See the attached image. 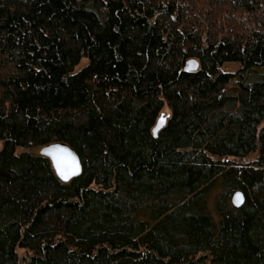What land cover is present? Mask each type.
<instances>
[{
	"label": "trees",
	"instance_id": "1",
	"mask_svg": "<svg viewBox=\"0 0 264 264\" xmlns=\"http://www.w3.org/2000/svg\"><path fill=\"white\" fill-rule=\"evenodd\" d=\"M0 145V264H264V0H0Z\"/></svg>",
	"mask_w": 264,
	"mask_h": 264
},
{
	"label": "water",
	"instance_id": "2",
	"mask_svg": "<svg viewBox=\"0 0 264 264\" xmlns=\"http://www.w3.org/2000/svg\"><path fill=\"white\" fill-rule=\"evenodd\" d=\"M198 63L195 60L186 62L183 70L186 72L196 71ZM167 117L160 114L152 130L154 136L164 127ZM39 155L47 158L57 178L62 182H68L81 174V165L75 152L64 143H52L39 150ZM63 173V174H62ZM65 177H67L65 179ZM235 206L240 205L241 198L237 194L233 198Z\"/></svg>",
	"mask_w": 264,
	"mask_h": 264
},
{
	"label": "rangeland",
	"instance_id": "3",
	"mask_svg": "<svg viewBox=\"0 0 264 264\" xmlns=\"http://www.w3.org/2000/svg\"><path fill=\"white\" fill-rule=\"evenodd\" d=\"M85 64V61H83L77 68L76 70H79L81 69V67ZM224 70L228 71V72H234L236 67L234 65H231V64H228V65H225L224 67ZM0 149H1V145H0ZM39 149L37 150H33V152H38ZM250 158V157H249ZM251 158H253V156H251Z\"/></svg>",
	"mask_w": 264,
	"mask_h": 264
},
{
	"label": "snow or ice",
	"instance_id": "4",
	"mask_svg": "<svg viewBox=\"0 0 264 264\" xmlns=\"http://www.w3.org/2000/svg\"><path fill=\"white\" fill-rule=\"evenodd\" d=\"M63 174V173H62ZM67 177H65V179H66ZM237 197L239 198V194H237Z\"/></svg>",
	"mask_w": 264,
	"mask_h": 264
}]
</instances>
